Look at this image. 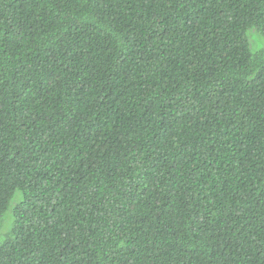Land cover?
I'll return each mask as SVG.
<instances>
[{"label": "trees", "instance_id": "trees-1", "mask_svg": "<svg viewBox=\"0 0 264 264\" xmlns=\"http://www.w3.org/2000/svg\"><path fill=\"white\" fill-rule=\"evenodd\" d=\"M0 264H264V0H0Z\"/></svg>", "mask_w": 264, "mask_h": 264}]
</instances>
